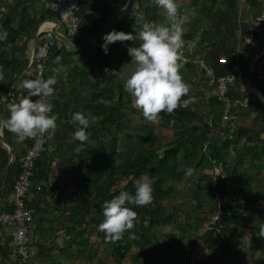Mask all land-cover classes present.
Instances as JSON below:
<instances>
[{"label":"trees","instance_id":"obj_1","mask_svg":"<svg viewBox=\"0 0 264 264\" xmlns=\"http://www.w3.org/2000/svg\"><path fill=\"white\" fill-rule=\"evenodd\" d=\"M121 1L125 2L126 0ZM133 1L137 4L138 8L132 12L129 19L125 16L120 18L107 32L115 29L136 35L141 30L144 21H153L155 16L153 14L147 15V9H143L142 6L148 0ZM31 2V5H24V2L21 0H0V29L6 30L8 33L7 40L0 42V70L3 71L4 76V79L0 80V96L9 91L10 85L27 68L31 69L32 72L29 75L24 74L21 79H36L33 67H28L30 62L28 54L29 42L33 39L34 34H36L35 32L39 23L47 17H53V14L36 4L35 0ZM117 2L118 0H87L83 2L94 5L91 6L94 9L91 17L85 18L79 12L83 16L81 24L83 33L85 32L87 35L92 36L99 31L115 12L114 6ZM102 36L85 47L82 46L84 41L82 37L78 40L71 38L76 41V44L80 47L79 50H74L63 42L62 48H59L58 42H61V40L56 39L55 45L45 60L46 79L53 76L56 67L62 64L65 65L69 57L78 53L82 54L90 51L88 53L89 56L91 54L97 56L99 68H94L91 65V59H87L82 66H70L72 68L67 72L64 80L66 83H71L75 81L76 77L79 78V81L74 84L75 88L73 90L75 92L72 95L75 100L79 99L82 101V113L89 120V127L85 129L88 134V140L81 145V142L75 140L73 137L67 138V140L66 138H61L56 132L49 134V147H55L56 144L60 145L62 144L60 142L64 141L67 144L69 143L71 151H60L58 147L49 156H47L48 152L42 155L36 162L37 168L33 181L35 182L45 177L47 174L45 168L51 165L55 152L62 158L61 160H66L65 166L67 169L69 168L74 178L73 181H75L72 186L74 187V193H79L80 195L79 199L74 202L76 206L74 207L73 214L70 215L71 222L82 227L81 231L87 234H94L95 241L93 243L95 244L98 241L99 244L103 243V252L110 255L116 264H122L134 245L142 247L148 244L159 243L157 234L153 231L162 225V216L164 215L162 201L169 195V189H164L161 183L170 174L177 173L176 167L171 164V161L178 158L179 152L185 145H188L190 146L189 158H192V160L188 162L187 168L191 167L195 170L194 174L190 176L192 178L190 181H206V186L203 189L210 191V176L204 171L210 170L216 162L222 161L226 170L227 180L234 187L233 193L240 198L238 205L235 208H231V213L222 216L219 220L220 224L224 226L220 228V233L227 234V239L220 247V253L208 256L203 262V264L223 263L228 257H226L227 254L236 255L237 253L232 249L230 242L233 232L236 233V229L230 225L232 222H238L235 216L244 214L241 203L262 202L264 204V186L260 188L257 178L244 167L246 157L250 155L252 160H261V163L254 167L255 173H259L264 167V136L262 138L259 137V133L262 132L264 134V128L260 130V128L254 125L251 128L240 125L237 137L243 136L244 141L240 149L239 147L236 148V155L232 158L233 166L229 167L224 159L229 156L230 146L240 144L238 139H222L220 150L216 140H214L211 141L207 148L203 149V142L207 138V129L210 126H217L222 114V105L213 96L208 98L209 109L205 110V113L204 109L200 111L198 109L197 111L193 110L194 112L191 115L194 116L195 123L185 122L182 113V108L184 107H179L171 115L161 112L159 118L161 119L162 126L166 128L173 127V130L177 131V136L165 144L159 143L154 147L148 148L138 147L133 143L134 136H139L143 142L152 143L156 140V135L148 124L134 125L131 128L130 118L126 117L128 109L125 107L132 106L133 98L124 90L120 76L116 75L110 68L109 63L104 60L105 52L101 48V44L103 43ZM139 43L138 38L135 41H124L123 43L118 41L110 44L108 50L119 48L125 59H129L130 56L127 53L128 47L138 46ZM63 50L65 51L63 52ZM230 51H227L225 55L229 56ZM57 56L61 57L59 63L54 62ZM230 60L231 58L225 64H217V57L214 62L216 72L218 74L228 72ZM103 67L108 69L105 72L103 84H101L102 82L99 79L95 81L89 80L88 77L91 73H94L98 69L101 71ZM56 87L57 83L53 85L54 92ZM242 90L243 82L240 78L231 87L229 96L231 98L242 99ZM11 91L13 90L11 89ZM27 94L26 91L24 95L27 96ZM34 98L36 99V97ZM191 98L193 96L189 92L187 96L182 97V100L191 101ZM104 101H108V103L105 104ZM9 102L11 101H7L6 104ZM50 102L53 104L51 112V115H53L58 110L59 104H57V101L53 97H51ZM131 113L138 114V111L132 108ZM243 113L246 118H250L253 115L255 122H258L259 118L263 122L264 104L255 99L250 100L248 107L243 110ZM7 116L8 113L1 115L0 118H7ZM58 119L56 121L57 126L61 125V127L68 129L71 133H74L80 127L78 123L71 122V118L65 122ZM2 132L4 139L13 148V159L9 165V173L5 186H3L2 180L7 164V151L0 141V191L4 192L1 194L6 195L11 194L15 177L20 170L19 156L30 145L31 139L17 142L15 134L9 132L7 129H3ZM77 146H81L82 148L78 153L74 151ZM160 149H162L161 153H159ZM18 151L21 152L19 156ZM161 166L162 173L158 176L157 185L153 188L152 203L141 207L130 204L126 205L137 213V218L134 222L135 227L126 232L122 240L115 243L106 242L105 234L98 229V225L103 220V202L118 195L122 190L134 195L135 182L142 180V175ZM121 178L126 179L123 185L119 184ZM217 190L219 193H223L225 183H220ZM150 206H153V208ZM248 209L249 212L254 211L252 205ZM203 215H206V213L204 212ZM190 217V211L184 212V224L178 225V227L189 228ZM260 228L259 224L256 223L250 226L256 245L264 248V245L255 236V233ZM131 234H134L136 238H130ZM205 235L208 236L210 241L208 244H210L216 240L217 233L215 230H206ZM171 242L169 236L163 246L168 245L169 248L173 247ZM85 244L86 242L80 240V247H84ZM165 259L168 261L171 259V256ZM151 261L152 264H160L156 258H153ZM258 264L264 263L262 260H259Z\"/></svg>","mask_w":264,"mask_h":264},{"label":"crops","instance_id":"obj_2","mask_svg":"<svg viewBox=\"0 0 264 264\" xmlns=\"http://www.w3.org/2000/svg\"><path fill=\"white\" fill-rule=\"evenodd\" d=\"M176 3L179 6V13L183 16H187V22L183 25L184 34L182 39L184 41V44L180 51H183L182 56L184 58L179 60V63L181 65L180 74L182 75L183 80L189 85V89H190L189 92L195 98V100H197L198 98L197 102L201 104L202 101L204 100V97H207L205 105H208L209 104L208 98L213 97L211 92L213 90L212 87L206 85L207 89L199 90V88L198 89L196 88V90L191 91L193 89L190 88L191 82L192 81L196 82L195 76L193 74V71L195 69L194 67H198L197 70H200L203 74V70L199 65L200 62H206L215 68L214 62L216 58L219 57L220 55L226 54L227 51H230L232 48L237 46H239L243 50L242 56L244 57L247 63V59L251 60L254 52H256L257 49L259 48L261 44V36L260 35L257 36L255 39H253V42L247 39L248 30H249V21H250V11L248 5L241 7V4L235 0H176ZM135 4L136 3L133 0H126L125 2L118 0L117 4L114 6L115 12L110 16L108 22L121 8L125 6L127 8V11L120 18L125 16L129 19L132 12L138 8L137 4L136 6H134ZM91 6L94 5L92 3L89 4L83 3L81 5L80 12L85 18L91 17V15L93 14L94 9L93 7L91 8ZM142 6L143 9L145 8L147 9L146 12L147 15L153 14V16H155L153 21L159 23L165 22L163 16V10L160 9L158 6L154 5L152 0H148L144 2ZM259 7H261V5L258 4L256 10ZM56 31L60 35L65 36V31L63 26H57ZM90 37H91L90 35H87V33L84 32L82 35V38L84 40L83 44ZM69 40L74 47H72V45H70L68 42L62 40L61 42H58V47L62 48V42H63L69 47L73 48L74 50L80 49V47L76 44V41L72 39ZM32 46H33V39L29 42V46H28L29 48L28 54L30 58L32 53ZM117 50L120 49L118 48L116 50H108V53L105 54L104 56V60L107 63H109L112 71L116 75L120 76V72L118 71L121 69L122 64L120 63L118 66L117 62H115L116 64L114 63V60L118 52ZM64 51L65 50H63V52ZM89 52L90 51L82 54L78 53L72 55L66 60L65 65L62 64L56 67L54 70L53 76H56L57 87L52 97L53 99L55 98L57 104L59 105H58V110L55 111L53 114L57 115V117L62 122H65L66 120L71 118L72 114L76 112L82 113L83 111L81 109L82 101L79 99L75 100L74 96L72 95V93L75 92L73 90L75 88L74 84H76V82L79 81V78L76 77L75 81L71 83L70 82L66 83L64 82V80L66 78L67 72L72 68L70 66H74V65L82 66L87 59H90L88 55ZM129 58L131 59V57ZM99 70L100 69L95 70L94 73H91L88 78L91 81H95L99 79L102 82L101 84H103L105 79V73L102 70L101 71ZM30 72H32L31 69L29 68L25 69L24 72L10 85L9 89H12L14 92H21L22 96H26L24 95L26 90L20 87V82L23 81L21 77L24 74L29 75ZM62 82L64 83L62 84ZM255 83L258 87H260L259 81H255ZM207 91L211 94L210 96L207 95ZM204 93L207 96H205ZM31 99L34 100L35 98L32 97ZM14 101L18 102L19 100H14ZM6 102L7 101L5 100L0 101V116L8 113ZM104 102L105 104L108 103V101H104ZM194 111H197V109ZM138 113L142 115L141 112ZM241 113H242L241 114L242 118L239 120V125L247 128H251L254 125L257 128H260V130L264 128V120L262 122L261 121L262 119L259 118L258 122L257 121L255 122L253 115H251L250 118H246L244 113L243 112ZM126 117L128 118L127 113H126ZM208 130L209 128L207 129L206 132L207 138L205 139V141L208 140V136H207ZM55 132L61 138L67 139L73 137V133H71L68 129L61 127V125H58L56 127ZM0 133L3 136V132L0 131ZM263 136L264 134L262 132L259 133L260 138H262ZM214 140H216L219 143H221L222 141L218 136L213 135L210 138V143L211 141ZM238 140L239 143L240 142L242 143L244 141L243 136H240ZM60 143L62 144L60 145L56 144L55 147L53 146L49 147L48 144L49 150L47 151L48 152L47 156H49L51 152L55 148L57 149L58 147L60 151H68V152L71 151V146L69 145V143L67 144L64 141H61ZM209 144L206 147L203 146V149L207 148ZM3 145L5 146V149L7 151V164H6L7 167L8 148L4 143ZM236 147H240V146L232 147V149L235 151ZM20 154L21 152L18 151V156ZM53 156H52L53 161L51 165L45 168V170H47L46 171L47 174L43 179L37 180L35 182L33 181V186L28 196V204L34 206L36 209V214L34 218L36 227L31 233V241H30V252H31L30 264H80L79 263V258H80L79 253L81 248L80 238L79 237L75 238V236L76 235L79 236L81 232L83 233V231H81L82 227L75 225L70 220V215L73 214L74 207L76 206L74 202L75 200L79 199L80 195L79 193H74V187L72 186L75 183V181H73L74 178L71 175L69 168L67 169V167L65 166V163H67L66 160H61L62 158H60L58 153L56 152L55 154H53ZM12 159H13V153H12L11 161ZM224 161L228 164L226 158L224 159ZM246 161L248 162V164H246ZM259 163H261V160H252L250 155L249 157H246L244 167L248 168L247 166H251L254 170L255 165H258ZM228 166L232 167L233 165L228 164ZM263 171H264V167L260 170V172L262 173ZM8 173H9V168H8ZM209 176L211 178L210 173ZM4 177H5V172L2 180L3 186H5L7 180L6 177L4 182ZM1 193L4 192L0 191V212L9 211L11 209V206L9 205V201L12 198V194L3 195ZM1 195H3V197H1ZM244 203L245 202H242L241 205ZM246 204H248V202H246ZM252 206L254 207V205ZM248 207H250L249 204ZM263 217H264V212H263ZM263 223H264V219L262 221V224H259L261 228L257 230L256 234L261 233V229L264 228ZM203 235L205 238H207V240L205 241L207 246L210 241L208 239V236L205 235V229L202 230L201 234H199L200 237H203ZM192 242L193 241H191L190 244H193ZM10 243H11L10 229L6 225L0 224V264H17V257ZM262 249L264 250V248ZM170 255L171 254L167 255L165 252H163V256L165 258ZM255 256L256 259L254 260L253 264H258L259 260H262L264 263V257L262 256L258 257L257 255Z\"/></svg>","mask_w":264,"mask_h":264},{"label":"clouds","instance_id":"obj_3","mask_svg":"<svg viewBox=\"0 0 264 264\" xmlns=\"http://www.w3.org/2000/svg\"><path fill=\"white\" fill-rule=\"evenodd\" d=\"M152 2L163 10L165 22L144 21L136 35L113 29L103 34L101 48L107 54L108 46L112 43L139 39L138 46L128 47L130 62L122 65L118 72L124 90L133 98L135 108L142 112L147 121L156 122L161 112L174 114L179 107H186L189 102L194 103L195 98H191V101L182 100L190 91L189 85L180 74L179 63L180 50L184 44L183 25L187 22V16L179 13L176 0ZM7 37V31L0 29V42L6 41ZM60 59L57 56L54 62L59 63ZM3 79V71L0 70V80ZM56 83V76L21 81L20 87L28 95L22 96L18 102L11 101L7 104L8 116L0 118V131L7 129L15 134L17 142L45 133L54 134L58 117L50 115L53 109L50 98L54 94L53 85ZM32 97L37 99L33 100ZM71 122L80 125L73 133V138L83 145L88 140L85 129L89 127V120L81 112H76L72 115ZM81 150V146L74 149L77 153ZM185 172L192 176L195 170L189 167ZM134 187V195L122 190L103 202V220L98 229L105 234L106 242L122 240L124 234L135 227L137 213L126 205L141 207L152 203L153 188L149 182L137 180ZM261 236H264V228L261 229ZM130 238L136 237L131 234Z\"/></svg>","mask_w":264,"mask_h":264},{"label":"built area","instance_id":"obj_4","mask_svg":"<svg viewBox=\"0 0 264 264\" xmlns=\"http://www.w3.org/2000/svg\"><path fill=\"white\" fill-rule=\"evenodd\" d=\"M21 1L24 2V5L32 4V0ZM85 1L87 0H35L36 4L53 14L52 18L43 19L36 30L38 43L29 62V67H33L36 78L46 79L45 60L57 38L53 28L63 26L66 36L74 40L82 37L83 16L79 12L81 4ZM235 1L239 2L241 7L249 6L250 21L247 39L253 42V39L260 35L261 44L247 63L242 56L243 50L239 46L232 48L229 56L220 55L217 64H225L231 58L229 71L226 73L218 74L216 67L214 68L206 62L199 63L203 70V81L213 88L214 98L222 105L220 121L217 126L209 127L208 140L204 142V147L210 143V138L213 135L218 136L221 140L237 137L240 127L239 120L242 117L241 112L248 107L250 100L255 99L264 104V0ZM258 4L261 7L256 10ZM53 20H55L56 25ZM182 54L183 51H180V59L184 58ZM89 57L91 65L96 69L99 68L97 56L91 54ZM101 70L104 72L108 69L103 67ZM240 78L243 82L242 99L231 98L229 91ZM255 81L260 82V87L256 85ZM21 97V92H13L11 89L1 95V99L5 101L19 100ZM48 144L49 133L31 138L30 145L19 157L20 170L15 177L11 190L12 198L9 201L11 209L0 212V224L6 225L10 229V244L17 257V264L31 263L30 241L31 233L36 227L34 222L36 209L28 204V196L33 186V177L37 168L36 162L42 155L46 154ZM210 174V186L214 193L215 208L204 229L205 231L215 230L217 235L216 240L208 244L207 249L205 248L202 263L208 256L214 255L227 239V234L220 233V228L224 226L220 224L219 220L222 216L229 215L231 208H235L240 201V198L233 193L234 187L227 180L222 161H218L212 166ZM222 182L225 183V190L223 193H219L217 188Z\"/></svg>","mask_w":264,"mask_h":264},{"label":"rangeland","instance_id":"obj_5","mask_svg":"<svg viewBox=\"0 0 264 264\" xmlns=\"http://www.w3.org/2000/svg\"><path fill=\"white\" fill-rule=\"evenodd\" d=\"M120 50H117V56L114 60V63L117 62L118 66L120 63L122 65L127 64L130 60V58L128 60L125 59V57L122 56ZM194 68L193 74L195 76L196 82H191L190 88H193L191 91L196 90V88H199V90L207 89V84L203 81L204 78L202 72L197 70L198 67ZM105 72L106 71H104V73ZM211 92L212 95H214L213 90ZM204 95L210 96L211 94L207 91V95L205 93ZM206 98L207 97H204V100L201 104L197 102V98L194 103H188L186 107L182 108L185 122L195 123L193 119L194 116L191 115V113L194 112L192 109H198L199 111L203 109H209L208 105H205L207 100ZM1 100L2 99L0 96V101ZM125 108L128 109L126 112L128 114V118H130L131 128H133L134 125L148 124L156 135V140L152 143L143 142L139 136H134L133 143L138 147L148 148L154 147L159 143L165 144L177 136V131H174L173 127L170 126L166 128L162 126L160 118L156 122H149L143 117V115H140L139 113H131L132 108L138 112H141L139 109L135 108L134 101L132 106H127ZM235 139L237 140L239 138L235 137ZM217 143V146L220 150V143ZM241 144L242 143L240 142L239 145L233 144L230 146L229 150L231 151L229 152V156L226 157V161L229 165H233L232 158L236 155V148H238L236 147L234 151L232 147H241ZM161 152L162 149H160L159 153ZM189 154L190 146L185 145L184 148L179 152L178 158L171 161V164L176 167L177 173L170 174L165 179V181L161 183L164 189H169V195L165 200L162 201V205L164 206L162 225L158 226L153 231L157 234L159 243L148 244L142 247L140 245H134L130 254L127 256L126 260L122 262V264H152L151 260L153 258H156L160 264H203L201 262V258L205 255V248H208L205 243L207 238H205L204 235L203 237H200L199 234L202 233V230H204L203 228L209 221V217L215 208V200L214 193L211 190L205 191L203 189V187L206 186V181H190L192 178H190L189 175H186L185 170L187 169L188 162L192 160V158H189ZM246 164H248L247 161ZM247 167L248 168L246 170L249 169V172L257 178V183L260 185V188L263 187L264 171L262 173L259 172L261 173L259 174L255 173L251 166ZM204 172L209 175L210 170H205ZM161 173L162 166L157 167L153 171L147 172L145 175H142L141 179L143 181L149 182L152 188H154L157 185V178ZM125 182L126 179L121 178L119 184L123 185ZM248 204L251 206L252 203ZM248 204L245 202L241 205L244 214L241 216H235V219L238 222H232L230 225L237 230L236 233L233 232V236L230 240L232 249L237 253L236 255L227 254V259H225L221 264H253L254 260L256 259L255 255L258 257H264V250L261 247L260 249L259 246L256 245L254 238L252 237V231L250 230L251 225L255 223L262 224L264 219V204L262 202L253 203L252 205H254V211L250 212L248 209ZM150 207L153 208V206ZM188 211L191 212L190 227H178V225L184 224V212ZM204 212L206 215H203ZM169 236L173 245V247L170 248L168 245L163 246L166 242V237ZM255 236L260 243L264 244V236H261V233H255ZM77 237H79L82 242H86L84 247L80 248V264H100L104 262L107 264H116L110 255L103 252V243L99 244V241L95 244L93 243L95 241L94 234L81 232L79 236H75V238ZM191 241H193V244H190ZM163 252H165L167 255L171 254V259H169V261L164 259L165 257L163 256ZM215 253H220V249ZM219 263L220 262H218V264Z\"/></svg>","mask_w":264,"mask_h":264},{"label":"water","instance_id":"obj_6","mask_svg":"<svg viewBox=\"0 0 264 264\" xmlns=\"http://www.w3.org/2000/svg\"><path fill=\"white\" fill-rule=\"evenodd\" d=\"M136 6V4L134 5ZM127 11L126 6L121 8L113 17L112 19L106 23L99 31H97L93 36H91L82 46H88L89 44H91L93 41H95L98 37H100L101 35H103L104 33H106L109 29H111L116 23L117 21L120 19V17ZM53 32L57 35V37L65 42H68L70 45H72V43L70 42V40L68 38H66L63 35H60L55 29H53ZM38 42V37L35 34L33 37V46H32V53H31V57L36 49V45ZM72 47H74L72 45ZM0 140L7 146L8 148V165L5 169V177H4V182L5 179L7 177L8 174V168H9V163L11 161L12 158V153H13V149L12 147L7 143V141L4 139V137L2 136V134L0 133Z\"/></svg>","mask_w":264,"mask_h":264},{"label":"bare ground","instance_id":"obj_7","mask_svg":"<svg viewBox=\"0 0 264 264\" xmlns=\"http://www.w3.org/2000/svg\"><path fill=\"white\" fill-rule=\"evenodd\" d=\"M50 18H52V17H50ZM55 20H53V22H54ZM54 24L56 25V22H54ZM55 27V26H54ZM53 29H55L56 30V27L55 28H53ZM37 30V29H36ZM65 31V30H64ZM36 33V32H35ZM57 36V35H56ZM65 37L66 38H70V37H68V36H66V34H65ZM56 39H59L58 37L56 38ZM71 39V38H70ZM60 40V39H59Z\"/></svg>","mask_w":264,"mask_h":264}]
</instances>
